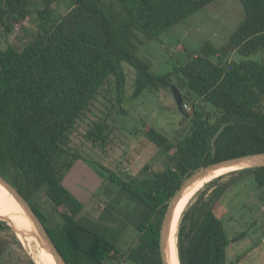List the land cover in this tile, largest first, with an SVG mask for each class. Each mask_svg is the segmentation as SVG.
Listing matches in <instances>:
<instances>
[{
	"label": "trees",
	"instance_id": "obj_1",
	"mask_svg": "<svg viewBox=\"0 0 264 264\" xmlns=\"http://www.w3.org/2000/svg\"><path fill=\"white\" fill-rule=\"evenodd\" d=\"M62 1L38 0L37 30L24 48L3 50L0 44V176L32 207L67 264H106L121 257L131 264H162L160 228L183 182L213 163L264 153V64L248 59L264 52V0H237L244 18L227 46L206 44L165 75L152 74L151 64L136 56L140 46L216 0H71L67 12L59 14L53 7ZM33 7L34 0H0V41L22 28ZM230 54L238 58L227 61ZM122 63L135 71L134 98L146 90L170 91L173 84L192 116L175 143L153 128L146 131L166 155L174 150L162 172L141 185L111 171L99 174L110 204L92 219L69 190L67 176L79 159L70 150V135L100 91L113 88L122 103ZM104 130L107 126L96 124L89 140H100ZM230 175L207 184L184 210L177 233L180 264H226L227 248L243 235L226 236L223 198L239 182L253 181L264 203V166ZM43 189L60 220L52 227L32 201ZM124 202L133 205L126 213L118 208ZM0 213L22 220L3 192ZM127 227L138 238L124 257L116 244ZM6 229L0 220V231ZM5 246L0 242V264Z\"/></svg>",
	"mask_w": 264,
	"mask_h": 264
},
{
	"label": "rangeland",
	"instance_id": "obj_2",
	"mask_svg": "<svg viewBox=\"0 0 264 264\" xmlns=\"http://www.w3.org/2000/svg\"><path fill=\"white\" fill-rule=\"evenodd\" d=\"M70 4L71 0H63L53 8L57 9L59 14H65ZM38 5V0H34L32 15L24 22L22 28L16 29L0 41L3 50L9 46L21 50L32 40V34L38 26ZM38 9L41 10L42 7L39 6ZM243 18V8L237 0H216L161 35L158 40L145 41L136 56L151 64L150 71L154 75L171 73L186 62L189 54H194L206 44L217 49L227 46L230 35ZM237 58L238 56L230 54L226 60ZM248 59L264 64V52L255 53ZM122 68L125 74L122 103H117L113 88L110 93L100 91L77 121L70 135V150L79 159L77 166L72 167L73 170L67 176L70 178V181H67L69 190L82 201V214L92 219H96L110 204L105 194L107 183L99 174H105L106 170L111 171L127 182L141 185L142 180L162 172L168 161L167 157L172 155L174 150L166 155L149 141L145 135L146 131L153 128L171 143H175L186 134L187 120L192 116L191 105H183L187 114V117H184L179 112L172 94L166 89L146 90L138 98H134L135 71L127 63H122ZM110 84L113 85L112 80ZM262 106L264 108V99ZM99 123L107 126V130H104L100 140L92 142L88 133ZM145 167H148V170L143 173ZM223 176V181H227L232 175L229 173ZM239 183L241 184L230 189L223 198V203L228 209L224 225L226 236L233 240L243 235L238 241L231 242L227 248L226 264H264V203L259 202L253 181L245 179ZM32 201L39 205L48 219L49 227L60 222L52 204L46 198L44 189ZM132 207L133 205L127 202L118 206L124 213ZM6 225L9 229L0 231V242L6 245L2 264L34 262L31 251L18 238L13 227L8 223ZM137 238L138 233L132 227H127L120 233L116 245L124 257ZM120 260L106 264H131L125 258L121 257Z\"/></svg>",
	"mask_w": 264,
	"mask_h": 264
},
{
	"label": "water",
	"instance_id": "obj_3",
	"mask_svg": "<svg viewBox=\"0 0 264 264\" xmlns=\"http://www.w3.org/2000/svg\"><path fill=\"white\" fill-rule=\"evenodd\" d=\"M170 91L178 107L179 112L184 117H187V114L184 112V109H183L184 106H183V98H182L181 92L178 90V88L175 85L170 86ZM222 130H223V127L218 131L215 138L222 132ZM263 166H264V153L245 155V156H240V157L228 159L225 161H221L218 163H213L203 168L202 170L194 173L187 180H185L183 184L181 185L180 189L176 192L174 197L171 199L169 206L166 210V213L164 215L161 228H160L159 247H160L162 264H168L167 255H166V240H167L168 232L170 229L171 221L173 218L174 210L184 192H186L193 184H195L198 180H200L204 176L209 175L215 170H218L221 168L233 167V168H236V171H238L242 169L263 167ZM0 185L4 187L13 196V198L19 203L24 214L26 215L27 219L30 221V223L32 224L35 230L34 237L38 240L40 246L44 248V250L52 257L55 264H67L63 256L58 251L53 240L51 239L46 227L41 222V220L39 219L37 214L34 212L32 207L28 204V202L2 176H0ZM0 220L9 224L8 219L5 217L0 216Z\"/></svg>",
	"mask_w": 264,
	"mask_h": 264
},
{
	"label": "bare ground",
	"instance_id": "obj_4",
	"mask_svg": "<svg viewBox=\"0 0 264 264\" xmlns=\"http://www.w3.org/2000/svg\"><path fill=\"white\" fill-rule=\"evenodd\" d=\"M236 171V168H221L215 170L214 172L210 173L209 175L204 176L200 180H198L195 184H193L186 192L182 194L181 199L179 200L173 214V218L171 221L170 229L168 232L167 240H166V255L168 264H180L178 258V251H177V234L178 233V226L180 223L181 215L188 205L189 201L200 191L203 187H205L210 182L214 181L215 179L229 174L231 172ZM1 186V185H0ZM0 192L8 195L12 200H14L20 214L22 217L21 219H16L14 217L4 215L0 213V216L5 217L8 219L9 224L13 229L16 231L18 238L22 241V243L31 251L32 258L35 264H55L52 257L42 248L38 242V240L34 237L35 230L27 219L26 215L24 214L21 206L19 203L13 198V196L4 188L0 187ZM22 233V234H21ZM176 235V237H175ZM173 246H174V253H173Z\"/></svg>",
	"mask_w": 264,
	"mask_h": 264
}]
</instances>
